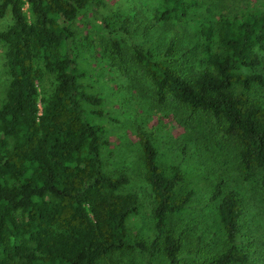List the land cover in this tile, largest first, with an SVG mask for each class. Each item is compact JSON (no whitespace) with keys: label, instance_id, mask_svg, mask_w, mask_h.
I'll return each instance as SVG.
<instances>
[{"label":"trees","instance_id":"obj_1","mask_svg":"<svg viewBox=\"0 0 264 264\" xmlns=\"http://www.w3.org/2000/svg\"><path fill=\"white\" fill-rule=\"evenodd\" d=\"M102 3L0 0V16L6 9L11 16L0 31L7 74L0 89V264H99L114 252L134 248L178 264L180 237L165 228V220L187 207L193 190L180 187L179 167L162 166L148 133L139 129L153 233L145 242L128 234L125 222L138 212V196L122 190L129 181L125 172L105 170L103 148L109 142L103 125L90 122L104 114L95 107L102 96L85 89L90 87L82 81L87 71L70 54L72 32L66 23L79 10ZM189 7L185 0H159L143 31L154 21L187 17ZM119 20L117 26L103 20L109 34L127 33ZM199 32L206 66L194 75L180 71L175 60L168 62L173 37L162 52L132 43L133 59L150 78L157 103L168 94L219 123L238 148L243 177L258 171L264 188V95L251 96L264 92L256 50L264 46V16L219 17L204 22ZM112 47L118 51L116 40ZM45 73L52 76L50 89L42 85ZM222 183L214 181L209 200L219 199L224 242L207 264H244L254 251L237 244L241 202L234 190L222 194Z\"/></svg>","mask_w":264,"mask_h":264},{"label":"rangeland","instance_id":"obj_2","mask_svg":"<svg viewBox=\"0 0 264 264\" xmlns=\"http://www.w3.org/2000/svg\"><path fill=\"white\" fill-rule=\"evenodd\" d=\"M158 1L103 0L97 8L79 10L66 23L72 32L71 57L77 67L87 71L82 81L90 87L85 89L102 96L101 104L95 107L104 114L89 120L103 125L102 136L109 142L103 148L105 170L112 174L125 172L129 181L122 190L138 196V212L125 222L127 232L144 242L153 233V199L139 158L137 131L141 129L154 143L158 162L166 168L177 165L183 173L180 187L193 190L187 207L168 214L165 220V228L180 237L178 264H207L206 258L222 249L224 236L216 212L219 199L209 200L216 180L223 182L222 194L234 190L240 199L237 244L254 251L244 264H264V188L259 182L260 173L254 170L247 178L243 177L236 144L222 134L219 123L208 113L189 109L168 94L162 103H157L150 78L135 63L132 54V43L162 52L168 38L173 37L174 48L168 62L175 60L180 71L194 75L206 66L199 32L203 23L242 13L259 19L264 16V0H185L190 3L187 17L154 21L143 31ZM120 17L127 33L109 34L103 20L117 26ZM10 22L6 9L0 16V31ZM113 40L119 44L117 52L113 51ZM256 50L261 60L257 69L264 71V46ZM3 51L0 42V89L7 78ZM51 81V74L45 73L42 79L45 89L51 88ZM251 93V96L264 95L260 90ZM99 264L166 263L158 252L148 256L134 248L114 252Z\"/></svg>","mask_w":264,"mask_h":264}]
</instances>
